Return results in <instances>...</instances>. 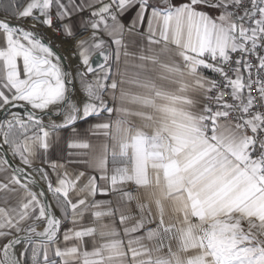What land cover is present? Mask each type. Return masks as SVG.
I'll use <instances>...</instances> for the list:
<instances>
[{
    "label": "snow or ice",
    "instance_id": "6c2138e0",
    "mask_svg": "<svg viewBox=\"0 0 264 264\" xmlns=\"http://www.w3.org/2000/svg\"><path fill=\"white\" fill-rule=\"evenodd\" d=\"M0 264H264V0H0Z\"/></svg>",
    "mask_w": 264,
    "mask_h": 264
},
{
    "label": "crops",
    "instance_id": "0c3cea01",
    "mask_svg": "<svg viewBox=\"0 0 264 264\" xmlns=\"http://www.w3.org/2000/svg\"><path fill=\"white\" fill-rule=\"evenodd\" d=\"M155 243L159 244V241H156Z\"/></svg>",
    "mask_w": 264,
    "mask_h": 264
}]
</instances>
